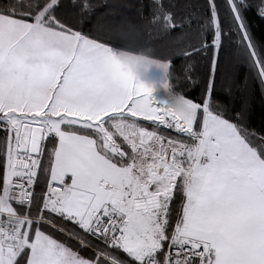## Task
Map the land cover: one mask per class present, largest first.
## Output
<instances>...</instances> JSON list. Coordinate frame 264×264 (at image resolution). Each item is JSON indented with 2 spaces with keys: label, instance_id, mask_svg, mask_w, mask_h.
I'll use <instances>...</instances> for the list:
<instances>
[{
  "label": "snow or ice",
  "instance_id": "obj_1",
  "mask_svg": "<svg viewBox=\"0 0 264 264\" xmlns=\"http://www.w3.org/2000/svg\"><path fill=\"white\" fill-rule=\"evenodd\" d=\"M264 0H0V264H264Z\"/></svg>",
  "mask_w": 264,
  "mask_h": 264
},
{
  "label": "trees",
  "instance_id": "obj_2",
  "mask_svg": "<svg viewBox=\"0 0 264 264\" xmlns=\"http://www.w3.org/2000/svg\"><path fill=\"white\" fill-rule=\"evenodd\" d=\"M252 118L257 125L264 119V101L259 96L254 99Z\"/></svg>",
  "mask_w": 264,
  "mask_h": 264
}]
</instances>
